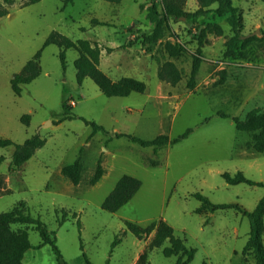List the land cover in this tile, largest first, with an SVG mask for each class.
<instances>
[{"label":"rangeland","instance_id":"1","mask_svg":"<svg viewBox=\"0 0 264 264\" xmlns=\"http://www.w3.org/2000/svg\"><path fill=\"white\" fill-rule=\"evenodd\" d=\"M24 1L5 4L8 13L0 16V137L22 143L38 134L45 143L13 171L9 166L14 147H0V213L24 200L31 214L55 232L66 264H130L147 241L132 233L125 221L147 225L162 219L195 250L187 264H255L252 251L243 252L249 236L248 217L234 207L201 208L195 193L212 203H236L247 210L264 195L262 185L229 184L222 176L239 170L250 180L264 183V151L252 149L251 133L257 121L240 131L231 117L216 114L220 110L243 118L254 107L264 108V2L233 0L243 9L242 37H255L230 52L228 40L233 32L225 17L208 14L194 23L171 18L162 39L149 44L142 39L152 24L139 4L152 0ZM154 1L161 6V0ZM174 1L184 11L200 6L199 0ZM94 18L106 24L94 23ZM208 21L218 23L223 33L207 34L191 89L196 29ZM52 30L73 40L99 43L103 51L99 68L113 80L140 79L146 90L106 96L89 76L79 84L74 65L77 50H65L63 66L59 46H43ZM167 41L182 46L184 52L170 56ZM39 49L40 74L22 86L20 95L15 94L11 77ZM166 60L180 71L175 84L157 75ZM63 100L71 118L62 119ZM24 114L30 115L28 124L21 120ZM86 120L103 125L108 132L91 133ZM189 127L193 130L188 136L158 153L151 146L113 135L121 132L151 139L166 133L174 138ZM79 153L83 169L81 181L74 184L60 168ZM98 161L104 173L90 185ZM123 174L138 178L141 186L118 210L107 211L101 204ZM62 209L67 216L59 224ZM22 228L31 244L21 256L22 264H57L49 244L38 246L41 237L33 225L11 226L14 232ZM169 245L166 240L150 250L149 264H177L180 255L164 254Z\"/></svg>","mask_w":264,"mask_h":264},{"label":"trees","instance_id":"2","mask_svg":"<svg viewBox=\"0 0 264 264\" xmlns=\"http://www.w3.org/2000/svg\"><path fill=\"white\" fill-rule=\"evenodd\" d=\"M4 4L0 2V16L8 13V8L5 4L13 3V0H3ZM39 0H25L22 4L34 3ZM70 0H65L68 2ZM108 2H119L121 0H106ZM264 2V0H261ZM200 6L195 11H184L174 0H161V6L152 0L149 3L139 4L140 11H146V18L152 24L151 30L143 35L142 42L155 43L162 39L166 29L169 27L171 18L183 19L196 22L199 16H206L211 14L216 17H225L229 24L233 35L228 40L229 51H232L240 42L248 41L255 36L243 38L241 31L243 28V9L233 3V0H199ZM95 23L106 24V22L92 19ZM197 47L192 59V68L190 72V79L188 86L193 89L196 75L202 62V46L206 43L207 34L215 32L222 34V27L216 22L208 21L203 27L196 29ZM262 32V31H261ZM56 44L59 46V58L62 65H65V50L74 48L78 52V56L74 61L76 68L77 82L80 84L82 80L89 76L93 79L100 91L106 96H126L131 92H144L146 84L144 81L132 76H122L116 80L110 78L105 72L99 68V59L101 48L98 44L88 39L72 40L71 38L57 32L51 31L44 41L43 46L47 44ZM165 49L170 56H178L182 54L183 47L177 43L167 41ZM231 54V53H229ZM40 58L41 49L25 63L22 69L15 73L11 79L10 84L13 92L17 95L21 94L22 86L32 81L40 74ZM157 75L161 79H166L173 84L177 83L181 74L175 63L171 60H166L159 68ZM65 100L62 101V119L72 117L71 113L65 112ZM217 115L221 117H231L235 126L240 131H247L246 124L257 121V128L251 133L252 149L257 152L264 151V108L254 107L247 111L243 118L238 115H230L224 111H217ZM21 120L28 124L30 120L29 114L21 116ZM86 122L91 126L92 132L98 131L108 132L103 125L94 121ZM193 128H187L183 133L174 138H170L166 133H160L151 139H144L136 135L127 133L114 132L115 137H126L131 142L137 143L140 146H151L152 149L158 151L168 144L180 141L192 132ZM45 143V139L38 134H34L26 138L22 143H16L7 137H0V147L12 145L14 150L12 152L10 170H15L22 165L24 161L29 159L37 148H40ZM3 157H0V162ZM155 163V161H150ZM83 169L82 155L79 153L75 159L69 163L63 164L60 168L61 174L66 176L72 183L78 184L81 181ZM103 167L100 161L97 162L95 171L89 179V184H95L103 175ZM223 178L229 184H236L245 182L250 185H262L261 181H253L247 178L242 171H237L234 174L229 172L222 173ZM141 186V181L130 175L123 174L116 182L113 189L103 200L101 207L107 211L114 212L118 210L123 204L129 201L136 191ZM195 196L201 200V208H207L213 211L216 208L234 207L240 210L249 219V236L243 247V252L251 250L255 257V264H264V246L262 243L263 217H264V195L258 200L255 207L251 210L242 208L236 203H212L209 199L201 193H195ZM200 211V209L198 210ZM58 214L59 211L56 209ZM67 212L62 209L61 218L57 219L60 224L66 219ZM31 224L38 231L41 237V243L38 245L49 244L56 256L57 264H66L60 249L56 244L55 232L47 229L46 224L39 218L31 214L29 206L24 200L19 201L10 210L0 213V264H21L25 251L31 246L27 240L26 228L22 231L14 232L11 229L12 224ZM127 228L134 233L138 238L148 236L155 230L154 236L146 245L144 250L140 253L138 259L134 264H149L148 253L150 250L160 247L166 240L170 245L165 248L164 254L167 256L180 255L177 259V264H187L194 256L195 250L188 248L181 238L174 235L173 227L165 220L152 221L147 225H140L134 221L126 220ZM18 245L20 249H18ZM24 251V252H23ZM23 253V255H22ZM85 256V255H84ZM87 264H91L87 261Z\"/></svg>","mask_w":264,"mask_h":264},{"label":"crops","instance_id":"3","mask_svg":"<svg viewBox=\"0 0 264 264\" xmlns=\"http://www.w3.org/2000/svg\"><path fill=\"white\" fill-rule=\"evenodd\" d=\"M15 1H17V0H14L13 1V3H16L17 4V2H15ZM0 2L1 3H3L4 4V1L3 0H0ZM120 2V1H119ZM110 3H114V2H110ZM116 3H118V2H116ZM95 19V18H94ZM98 21H101V20H98ZM93 22V21H92ZM102 22H105V21H102ZM95 23V22H94ZM125 23V22H124ZM52 31H57V30H52ZM57 32H59V31H57ZM59 33H61V32H59ZM62 34V33H61ZM49 35V34H48ZM64 35V34H63ZM66 36V35H65ZM68 37V36H67ZM47 38V37H46ZM70 38V37H69ZM80 39H83V38H80ZM73 40V39H72ZM89 40V39H88ZM91 41V40H90ZM98 42V41H97ZM98 45H100L99 43H98ZM60 51V50H59ZM37 52V51H36ZM35 52V53H36ZM34 53V54H35ZM103 53V51L101 50L100 51V59H99V63L101 62V59H102V54ZM33 54V55H34ZM154 233H155V230L154 231H152L148 236H145V238H146V244H145V246L149 243V241L151 240V238L154 236ZM143 249H144V247H142L140 250H139V252L134 256V258H133V260H132V262L130 263V264H134L135 262H136V260L138 259V257H139V255H140V253L143 251ZM23 259V258H22ZM21 264H22V262H21Z\"/></svg>","mask_w":264,"mask_h":264},{"label":"built area","instance_id":"4","mask_svg":"<svg viewBox=\"0 0 264 264\" xmlns=\"http://www.w3.org/2000/svg\"><path fill=\"white\" fill-rule=\"evenodd\" d=\"M72 102V104H74V102L73 101H71Z\"/></svg>","mask_w":264,"mask_h":264}]
</instances>
